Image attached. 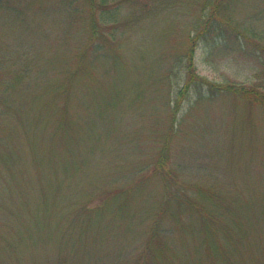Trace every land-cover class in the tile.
Returning a JSON list of instances; mask_svg holds the SVG:
<instances>
[{
    "label": "rangeland",
    "instance_id": "374dc122",
    "mask_svg": "<svg viewBox=\"0 0 264 264\" xmlns=\"http://www.w3.org/2000/svg\"><path fill=\"white\" fill-rule=\"evenodd\" d=\"M7 1L8 7H0V57L29 53L40 72L15 87L9 97L12 115L0 118V151L8 160L0 164V264H129L147 240L148 220L135 221L128 233L115 226L96 243L87 236L83 246L67 225L86 198H91L89 207L103 206L115 189L148 176L164 139L169 140L167 170L172 182L184 184L199 202L228 211L223 221L239 239L229 241L228 259L234 264L238 258L254 264V256L264 261V106L211 93L199 82L185 85L183 41L204 0H118L117 6L108 2L105 9L110 12L101 16L110 19L114 14V19L98 29L113 33L105 37L107 42L97 40L88 47L86 55L97 56L91 75L76 77L67 99L63 94L54 102L68 103L74 127L62 146L49 137L52 104L47 98L46 109V92L52 81L66 86V69L84 50L87 35L67 13L65 0ZM148 8L152 10L142 15ZM231 8L237 22L254 14L260 17L256 31L264 36V0H233ZM250 44L244 45L241 38L226 43L217 37L215 43L199 40L193 47L195 72L213 83L244 85L264 94V47L252 49ZM111 52L117 53L116 59ZM47 153H55L58 165L65 163L70 175L55 198L61 224L50 241L47 179L54 180L58 172L47 166L53 161ZM140 166L148 171L137 174ZM158 186L147 182L146 197L137 202L146 206ZM121 217L128 220V212ZM231 217L235 231L228 223ZM164 225L173 227L168 220ZM170 234L176 249L195 259L194 238L186 237L182 249L180 231L175 227ZM169 255L173 264H183L184 256L178 257L177 251L175 258ZM203 264L213 263L206 259Z\"/></svg>",
    "mask_w": 264,
    "mask_h": 264
},
{
    "label": "trees",
    "instance_id": "16d2710c",
    "mask_svg": "<svg viewBox=\"0 0 264 264\" xmlns=\"http://www.w3.org/2000/svg\"><path fill=\"white\" fill-rule=\"evenodd\" d=\"M109 1H111L110 4H116L117 6L118 0H65L67 13L71 15L73 20L81 23L82 34L87 35L86 39L88 41L85 42L84 50L78 55L75 53L77 56L74 55L71 59L70 69H66V86H63L60 82L52 81L47 91L48 93L46 92L47 97L44 101L46 109L47 98L48 102L52 104V107L48 109L49 119H52V133L49 134L51 143L58 142L62 146L65 143V139L69 140L71 138L74 127L70 117H68L69 105L67 103L66 105L56 104L54 106V102L58 103L59 96H63V94V97L67 99L68 95H66V92L69 85L72 82L74 85L75 80H78L76 77L83 74L87 76L91 75L90 72L95 65L97 56L95 54L92 56L86 55L88 47H92L97 40L104 43L107 42L108 39L105 37H110L113 33L111 32L106 35L104 32L100 33L98 29L100 23L114 19V14H110L112 15L110 19L102 17L103 14L110 12V10L105 9ZM232 2L233 0H204L200 5H197L200 6V12L198 11L199 17L190 29L188 28L183 41V55L187 59L185 85L199 82L206 85L211 93L234 95L237 98L264 106V94L252 87L231 83H213L200 77L195 72L193 47L199 40L215 43V38L217 37L223 38L224 43H226L227 40L241 38L244 45L248 46V43L251 42L250 46H253L252 49L254 47H264V43L261 42L264 39L263 33H257L256 30L259 27L256 28L257 25H255L261 18H256L257 16L254 14L248 16L246 18L247 21H235L232 18ZM170 4L171 2L168 1V5ZM9 5V1L0 0V7H8ZM174 6V4H171L170 7L175 10ZM118 9L120 8L118 7ZM151 10L152 8L142 10V15ZM260 30L264 29L261 28ZM192 32H194L193 35H191ZM243 50L249 52L246 49ZM111 54L116 59L117 53L111 52ZM36 61L33 56L26 52H21L13 58L5 55L0 57V71L3 73L0 79L2 81V83L0 82V118H4L5 115L10 116V113L12 115L11 109L13 105L9 97H11L15 87L19 86L18 88H21L23 82L28 80L31 74L33 76L40 72L39 65L38 69L36 68ZM43 86L47 90V82ZM182 91L183 88L180 89V92ZM172 111L175 112V109L172 108ZM4 119H7V117ZM46 125L47 119L44 127L40 128V130H44ZM170 129L169 134L173 132L171 126ZM168 144V139H164L159 144L155 160L153 159V165L149 164L148 166L152 165L148 176L138 178L130 186L115 189L106 198L103 206L89 207L88 203L91 198H86L83 202H80L81 204L75 207V214L73 217L71 216V221L67 225V231L69 233H77L79 235L80 246H83L87 243V236L91 237L90 241L96 243L99 238H102L101 234L104 231H109L111 228L114 229L115 226H118L128 233V231L134 230L135 221L140 220L141 223V219H145L150 223L146 237L147 240L143 246L136 249L135 255L129 260V264H173V259L171 260V255L168 257V254L173 253L175 258L176 251L178 252V257L181 256L182 258L184 256L182 259L183 264H203L206 259L210 260L213 264H234L233 261L231 262L228 259L229 253L232 252L229 241L233 244L235 241L238 242L239 239H234L233 235L235 234L230 232L231 230L226 227L225 220L223 221L225 216H228V211L226 209L222 210L223 208H219V205L213 208L206 205L205 202H199L187 193V189L183 187L184 184L181 185L182 187H179L172 182L170 173L167 170L170 154ZM94 147L93 143L90 151H94ZM47 154L50 155L48 158H53V161H47V166L58 172V176L54 180L49 181L47 179V221L45 222H47V240L50 241L54 237V231L61 224L56 220L58 213L56 199L62 191L63 181L65 179L69 180L70 175L68 166L65 163L58 165L55 153ZM2 155L3 153L0 151V164L5 165L8 160ZM148 167L140 166L137 168L136 173H145L148 171ZM17 174L16 181L18 182L20 174ZM149 181H156L159 186L158 190L153 194V200H151L149 194L148 198L150 200H148L145 206L144 203L139 204L137 198L144 196L143 199H145L146 194L144 193L147 192L146 185ZM10 212L13 213L11 208ZM127 212L129 219L123 220L121 215ZM105 215H108V220H104L106 219ZM183 217H187L186 221L181 220ZM232 219L231 217L228 223H231L230 228L235 231L236 227L233 228ZM166 220L173 224L172 228L164 225ZM52 221L54 222L53 224ZM121 221L122 223L120 224ZM174 226L180 231L181 239L179 244L182 249L184 247L186 249V243L183 242L187 240L186 237L191 236L194 238L195 245L193 249L195 248L196 251L195 259L191 258L190 253L183 255V252H179L176 249L177 246L173 245L170 231L175 228ZM262 256L264 257V255ZM235 262L236 264L244 263L240 258L236 259ZM252 263L264 264V261L262 259L258 260L254 256Z\"/></svg>",
    "mask_w": 264,
    "mask_h": 264
}]
</instances>
